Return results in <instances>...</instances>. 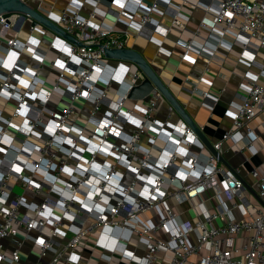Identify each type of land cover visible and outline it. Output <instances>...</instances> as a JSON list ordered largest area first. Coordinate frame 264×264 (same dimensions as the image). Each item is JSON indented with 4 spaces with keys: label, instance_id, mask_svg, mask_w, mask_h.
<instances>
[{
    "label": "built area",
    "instance_id": "built-area-1",
    "mask_svg": "<svg viewBox=\"0 0 264 264\" xmlns=\"http://www.w3.org/2000/svg\"><path fill=\"white\" fill-rule=\"evenodd\" d=\"M158 1L142 9L140 27L152 20ZM179 14L174 7V25L182 24ZM121 16L133 19L125 10L117 13ZM49 17L79 44L56 35L61 44L53 42L50 48L66 54L74 69L69 74L63 65L46 86L40 75L46 57L38 53L40 41L9 35L22 20L20 13L0 15V264H28L21 261L24 247L37 254L32 264H88L78 254L85 235L118 226L145 244L141 257L130 249L122 252L140 264H157L159 253L166 255L164 264H264V205L247 198L239 169H224L214 153L193 151L203 144L181 117L173 120L172 106L162 121L154 117L160 94L151 95L146 106L129 99V91L143 78L141 71L127 61L106 58L104 52L127 47L126 38L114 26L95 23L94 11L83 16L64 8ZM202 25L220 41L233 35L245 48L253 41L264 48V0H219L213 18ZM155 31L167 35L163 29ZM180 44L185 61L195 62L196 54L215 55L192 39ZM100 71L108 75L98 79ZM116 81L125 89L113 95ZM259 111H264V87L252 79L232 113V128L213 148L222 155V142L246 126L241 138L252 149L256 135L249 125ZM151 128L155 133L145 147ZM163 134L175 144L159 160L153 146ZM250 174L258 179L257 195L264 200V173L253 167ZM208 191L218 204L215 211L205 205ZM175 199L192 201L202 215L199 211L193 222L184 221L169 204ZM154 209L156 221L138 217ZM235 209L242 218L233 214ZM245 233L247 242L238 246L236 238Z\"/></svg>",
    "mask_w": 264,
    "mask_h": 264
},
{
    "label": "crops",
    "instance_id": "crops-1",
    "mask_svg": "<svg viewBox=\"0 0 264 264\" xmlns=\"http://www.w3.org/2000/svg\"><path fill=\"white\" fill-rule=\"evenodd\" d=\"M37 8L47 11L50 15L57 16L64 8L77 9L81 15L87 16L94 11V22L103 26H114L118 34L125 37L127 47L133 48L147 59L156 72L167 84L170 91L175 95L184 109L196 122L206 139L213 145L221 140L223 133L232 128V113L241 103V95L245 92L252 79H257L259 85L264 87V48L257 46V41H253L247 48L243 47L238 39L233 35H226L223 40H219L214 30L209 26L202 25L204 19H212L219 0H159L153 9L152 20L145 26H139V16L145 6L151 5L154 0H27ZM179 7V19L182 24L172 23V9ZM209 7V11L205 10ZM121 10L128 11L133 15V19L121 16L117 18V13ZM48 14V15H49ZM140 27V28H139ZM40 29H43L40 30ZM155 29L167 31L163 35ZM9 35L16 36L21 41L38 39L40 41L38 53L46 55L45 63L40 69V75L47 80L46 86L55 79L57 69L67 65L70 72L74 69L73 61L69 60L64 53H57L50 48L51 44L60 45L61 42L56 34L42 26L31 28L29 19L19 20L15 28L9 30ZM192 39L197 45H204V52H214L211 58L206 54L197 55L196 61L189 62L182 59L185 52L180 40ZM219 45L217 46V43ZM217 46V49L215 47ZM56 49V48H55ZM52 61H55L51 67ZM126 65L128 63L124 62ZM115 64V63H113ZM117 65V64H116ZM132 69V68H131ZM131 73V72H130ZM107 72H99L98 79H104ZM131 75L126 74L129 80ZM124 83L116 81L113 84L112 94L116 95L125 89ZM202 91H207L209 96L204 98ZM215 105L212 103L216 100ZM150 98L139 100L140 106L150 103ZM3 103V104H2ZM0 104L4 105L1 100ZM169 103L162 95L156 99V108L153 113L158 121H162L168 111ZM8 111V110H6ZM178 113L175 111L173 120H177ZM256 135L253 148H245L242 135L247 132L244 126L235 131L233 136L222 142L223 152L221 164L224 169H239V175L244 181L247 198L256 205H263L255 195L259 189V181L250 174L253 167L258 168L260 173H264V111H259L249 125ZM155 133L153 128L149 129L144 138L145 147H150V138ZM201 141V140H200ZM202 142V141H201ZM173 139L165 134L159 136L153 146V153L159 160H164L167 151L174 145ZM203 147L194 148L203 155L212 153L206 144ZM200 149V150H199ZM204 164L203 161L201 165ZM205 205L210 211L218 209L213 193L208 191L204 195ZM202 198L196 199L198 203ZM169 204L181 216L184 221L193 222L199 211L195 209L190 200H171ZM233 214L237 218H242V213L235 209ZM141 220L158 219V210H149L138 215ZM247 218V217H245ZM163 237L168 234L159 233ZM248 233L236 238V244L243 245L248 240ZM123 237V241H119ZM135 251L138 257L145 253V244L139 242L135 235L121 227H113L98 230L85 235L82 245L78 248V254L88 261V264H140L132 261L124 255L123 250ZM21 261L32 264L38 261L35 251L29 247L22 249ZM161 261L157 264H164L162 259L166 255L159 253ZM40 261L47 263V258Z\"/></svg>",
    "mask_w": 264,
    "mask_h": 264
},
{
    "label": "water",
    "instance_id": "water-1",
    "mask_svg": "<svg viewBox=\"0 0 264 264\" xmlns=\"http://www.w3.org/2000/svg\"><path fill=\"white\" fill-rule=\"evenodd\" d=\"M7 12L20 13L22 20L29 19L31 21V27L42 26L60 38H64L77 45L79 44L73 35L67 33L62 27L51 20L47 11L37 8L27 0H0V15ZM104 52L106 58L127 61L141 71L143 78L131 88L128 95L129 99L138 101L144 100L153 94L158 93L162 95L169 105L173 107L174 111L193 129L199 139L210 148L212 153L216 154L220 161L223 160L222 155L213 148V145H210L211 143L206 139L199 126L142 53L129 47L104 48ZM255 197L261 203L263 202L257 194Z\"/></svg>",
    "mask_w": 264,
    "mask_h": 264
},
{
    "label": "rangeland",
    "instance_id": "rangeland-1",
    "mask_svg": "<svg viewBox=\"0 0 264 264\" xmlns=\"http://www.w3.org/2000/svg\"><path fill=\"white\" fill-rule=\"evenodd\" d=\"M16 191H20V187H17V188H16Z\"/></svg>",
    "mask_w": 264,
    "mask_h": 264
}]
</instances>
